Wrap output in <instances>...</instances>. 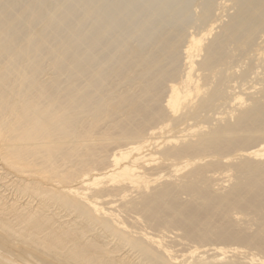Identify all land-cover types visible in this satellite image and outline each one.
I'll return each instance as SVG.
<instances>
[{"label": "bare ground", "instance_id": "6f19581e", "mask_svg": "<svg viewBox=\"0 0 264 264\" xmlns=\"http://www.w3.org/2000/svg\"><path fill=\"white\" fill-rule=\"evenodd\" d=\"M152 2L0 0V264H264V0Z\"/></svg>", "mask_w": 264, "mask_h": 264}, {"label": "rangeland", "instance_id": "374dc122", "mask_svg": "<svg viewBox=\"0 0 264 264\" xmlns=\"http://www.w3.org/2000/svg\"><path fill=\"white\" fill-rule=\"evenodd\" d=\"M145 1L149 2L150 0H144V1L142 0V2H145ZM158 1L159 0L157 1L153 0L154 4L152 5V7L153 6L154 7L152 8V12L154 14L160 13L162 16H164V19H165L164 26L165 27L171 28L173 25L177 24L181 28V30L183 31L185 30L187 33H189L190 31L191 32L197 31L198 26L196 24L197 21L195 17L196 16L195 11H197V9H195L196 8L195 5H197L199 0H162V1L160 0L159 2ZM161 11L165 13H162ZM180 17H181V20H180L181 24L179 23L180 21L177 19V18L180 19ZM177 20L179 22H177ZM185 41L187 42V38L181 42V46H183V44L184 45L186 44ZM182 197H185V196L183 195Z\"/></svg>", "mask_w": 264, "mask_h": 264}]
</instances>
